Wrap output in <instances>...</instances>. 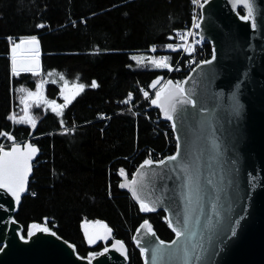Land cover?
Returning <instances> with one entry per match:
<instances>
[{
	"label": "trees",
	"instance_id": "1",
	"mask_svg": "<svg viewBox=\"0 0 264 264\" xmlns=\"http://www.w3.org/2000/svg\"><path fill=\"white\" fill-rule=\"evenodd\" d=\"M187 3L0 0V142L10 133L15 141L23 140L32 131L40 149L28 186L36 194L22 197L14 214L17 221L26 226L46 218L85 254L79 222L105 220L126 243L128 264H142L130 237L142 219L147 218L161 238L173 236L163 211L142 215L116 183L117 170L129 171L128 159L137 164L147 148L164 145L162 123L148 118L158 111L134 114L143 104L134 110L128 106L138 101L140 86L148 87L162 74L148 46L170 40L188 17ZM30 36L39 41V68L13 73L11 40ZM134 52L146 54V60L136 61ZM50 72L68 84L83 85L60 113L41 100L62 99L59 85L45 80Z\"/></svg>",
	"mask_w": 264,
	"mask_h": 264
},
{
	"label": "water",
	"instance_id": "2",
	"mask_svg": "<svg viewBox=\"0 0 264 264\" xmlns=\"http://www.w3.org/2000/svg\"><path fill=\"white\" fill-rule=\"evenodd\" d=\"M251 3L253 12L248 21L241 19L248 15L243 0H208L201 4L199 33L209 42L211 54L179 83L185 94L178 100L190 99L194 103L175 102L173 120L167 119L164 108L151 101L169 81L173 86L177 83L172 78L163 82V75L149 83L150 89L158 87L149 102L160 118L170 124L176 141L171 154L152 160H166L176 154L177 136L180 154L176 161L166 160L163 165L153 163L141 167L144 160L150 159L145 158L131 173L124 168L117 170L118 189L127 192L142 215L163 211L173 233L169 240L163 239L147 218L142 219L130 236L142 264H177L170 258L168 249L176 247L171 243L173 240L184 243L183 237H176L174 229L177 219L185 214L189 215L194 232H200L205 223L215 226L214 233L205 231L193 237L203 240L209 249L206 264H264V0H251ZM31 37H22L17 42ZM36 49L39 52V41L35 48L29 44L20 48L29 54L36 53ZM34 58L39 65L38 55L17 57L24 62H32ZM10 134L7 138L11 144L0 149L11 151L19 145L23 152L31 144L37 152L29 160L30 171L20 200L16 201L6 189H0V248H3L0 264H128L126 243L114 235L105 220L98 218H83L79 222L88 247L103 245L92 256L80 255L74 243L62 239L45 225L46 218L42 223L29 222L26 239L20 238L23 225L14 214L27 192L40 149L33 142L37 136L32 131L20 142ZM141 200L156 210L142 211ZM145 221L151 231L148 225L141 227ZM33 224L40 229L47 227L49 231L32 229ZM106 229L111 230L107 239L88 243V233L103 234ZM231 229H235V236ZM29 231L33 233L30 237ZM160 240L165 245H160L162 251L153 261V250ZM116 241H121L123 248L113 247Z\"/></svg>",
	"mask_w": 264,
	"mask_h": 264
},
{
	"label": "snow or ice",
	"instance_id": "3",
	"mask_svg": "<svg viewBox=\"0 0 264 264\" xmlns=\"http://www.w3.org/2000/svg\"><path fill=\"white\" fill-rule=\"evenodd\" d=\"M208 0H204V3H207ZM248 8V15L241 16V19L248 21L252 18L253 12V5L251 0H243ZM193 3H199V0H193ZM43 25H41L42 27ZM256 25L255 23L252 24L254 28ZM194 27L199 28L200 24L195 23ZM186 35H192L191 32H188ZM180 38L183 40L186 38L185 34H180ZM29 44L32 45L34 48L38 45V40L35 36L31 37L27 40H20L19 43H14L12 45V72L19 74L21 72H33L36 67H38V61L34 58L32 62H24L18 61L17 59V50L22 47V45ZM168 48H173L172 44L167 45ZM179 47V46H178ZM188 51H192L191 48H188ZM36 53L38 55V49H36ZM215 58V57H213ZM152 63L157 68H168L169 65L165 60H153ZM205 63H211V61H205ZM96 83L92 82V87H96ZM83 88V85L80 86ZM185 94V89L177 83L175 86L172 85V82L169 81L168 85L165 88H162L160 91L156 93V99L151 101L152 104H159L162 108H164V113L167 119L173 120L172 112L175 109V102L180 103H194V101L190 99H184L179 101V97H183ZM38 93H29V96H38ZM144 95L147 97L148 93L145 92ZM68 97L65 96V100ZM60 107H63L62 105ZM33 125L35 122L32 121ZM172 128L176 130V124H172ZM177 153L169 156L166 158L167 161H176L178 155L180 154V137L177 136ZM2 155H0V189H6L8 193H10L16 201H19L21 198V193L25 191V180L30 171L29 169V160L31 157L37 152V149L33 147L31 144L27 145L26 151H21L19 145H16L12 148L11 151H3ZM166 160L162 159L159 161H153L152 159L144 160L141 167L152 165L153 163L157 164H165ZM121 175H124V171L121 170ZM135 191V190H134ZM139 199V197H138ZM141 210L145 212H152L155 211V207H150L147 203L143 200L140 201ZM148 225V221L144 222V227ZM32 229L35 230H42L44 232H48L49 229L47 227L40 229V226L37 224H33L31 226ZM149 231H151V226L148 225ZM110 229H106L103 234L100 232H92L88 233V243L92 244L101 239H107L108 233H110ZM175 235L177 238H184V243L181 244L180 240H173L171 243L172 245L176 246L174 249H168L170 258L174 259L177 264H206V255L209 253V249L205 246L203 240H194L193 237L200 236L203 232H215V226L210 223H205L201 225L200 232H194L193 229L190 227V217L188 214H185L182 219H177L176 227L174 229ZM232 235H236L235 229H231ZM87 232V227H86ZM33 233L31 231L28 232V236L30 237ZM154 235V234H153ZM21 239H26L24 235H21ZM119 245L123 248V244L121 241H116V244L113 247ZM160 245H165V241L160 240L159 245L155 250H153V261L157 259V253H161ZM0 251H3V248H0ZM107 251V248H105ZM142 251H148V249H142ZM214 254V250L213 253Z\"/></svg>",
	"mask_w": 264,
	"mask_h": 264
},
{
	"label": "built area",
	"instance_id": "4",
	"mask_svg": "<svg viewBox=\"0 0 264 264\" xmlns=\"http://www.w3.org/2000/svg\"><path fill=\"white\" fill-rule=\"evenodd\" d=\"M203 2L204 0H199V3H193V0H188V17L179 27L174 29L170 40L161 45L152 43L148 46V51L156 55L157 61L165 60L169 65L168 68H158L162 72L163 82L168 78H172L175 83H180L190 70L198 63L206 60V57L210 56L211 50L209 48V42L200 36L199 28L194 27L195 23H199L200 8ZM188 32H191L192 35H186ZM180 34H185L186 38L182 40ZM7 40L9 41L10 38H7ZM169 44H172L173 48H168L167 45ZM188 48H191L192 51L189 52ZM157 88L158 87L150 89L149 86H140L138 89L140 96L138 101L136 100L134 103H129L128 109L134 110V108L139 107L141 104H143V106L134 111V114L138 112H148L154 109L149 101ZM145 92L148 93L147 97L144 95ZM131 99L132 97H130V101ZM145 115L148 117L146 113ZM148 118L153 124H157L158 122L162 123L160 128L164 134V145L161 149L147 148L145 158L160 159L165 155L171 154L175 150L176 141L173 131L170 129V124L162 120L159 113ZM6 139H8L7 136L0 142V147L7 148L11 144V142L6 143ZM20 141L23 140H18L17 142ZM128 160L130 166L128 172L131 173L137 164L132 162L131 158ZM26 194L34 196L36 194V189L34 187H28Z\"/></svg>",
	"mask_w": 264,
	"mask_h": 264
},
{
	"label": "rangeland",
	"instance_id": "5",
	"mask_svg": "<svg viewBox=\"0 0 264 264\" xmlns=\"http://www.w3.org/2000/svg\"><path fill=\"white\" fill-rule=\"evenodd\" d=\"M14 43H19L17 42V40H11L10 43V57L12 58V45ZM37 55V53H24L22 52L20 49L17 50V57H27L29 55ZM132 57L136 60V61H144L146 60V54L143 53H138V52H134L132 53ZM62 75L58 74V73H54V72H50L47 73V76L45 77L46 81H51V82H56L59 85V97H61V101L59 100H48L47 98H42L41 100H43L44 103V107L60 113L63 109V107L65 106L66 103H68V101L75 95V93L77 91H79L81 89V84H68V82L64 79H61ZM65 96L68 97L67 100H65ZM63 107H60V106ZM6 143L10 142L9 139H6L5 141Z\"/></svg>",
	"mask_w": 264,
	"mask_h": 264
},
{
	"label": "flooded vegetation",
	"instance_id": "6",
	"mask_svg": "<svg viewBox=\"0 0 264 264\" xmlns=\"http://www.w3.org/2000/svg\"><path fill=\"white\" fill-rule=\"evenodd\" d=\"M42 222H43V221H42ZM42 222H41V223H42ZM21 224H22V223H21ZM27 224H28V223H27ZM22 225H23V224H22ZM45 225L48 226L51 230H53V231H54L59 237H61L62 239L74 243L69 237H67V236H65L64 234L61 233L62 230L60 229V226H59V225H57V224H55V223L50 224V223L48 222L47 219H46V221H45ZM26 227H27V225H26V226L23 225V230H22L23 235H25ZM83 243H84V246L87 247L86 251H84L85 254H81V253L79 252L80 250L78 249V247H77L76 244H75L76 251H77L80 255H82V256H92V255L96 254V253L101 249V247L103 246L101 243H98V244L95 245L94 247H88V246L85 244L84 241H83ZM81 249H82V248H81Z\"/></svg>",
	"mask_w": 264,
	"mask_h": 264
},
{
	"label": "crops",
	"instance_id": "7",
	"mask_svg": "<svg viewBox=\"0 0 264 264\" xmlns=\"http://www.w3.org/2000/svg\"><path fill=\"white\" fill-rule=\"evenodd\" d=\"M79 91H80V90H79ZM79 91H77V92L75 93V95H76ZM73 97H74V96H73ZM73 97H72V98H73ZM72 98H71V99H72ZM71 99L68 101V103L71 101ZM68 103H66L65 106H66ZM65 106H64V107H65ZM64 107H63V108H64Z\"/></svg>",
	"mask_w": 264,
	"mask_h": 264
},
{
	"label": "bare ground",
	"instance_id": "8",
	"mask_svg": "<svg viewBox=\"0 0 264 264\" xmlns=\"http://www.w3.org/2000/svg\"><path fill=\"white\" fill-rule=\"evenodd\" d=\"M200 14H201V11H200ZM8 41V40H7ZM208 57H206V59H207Z\"/></svg>",
	"mask_w": 264,
	"mask_h": 264
},
{
	"label": "clouds",
	"instance_id": "9",
	"mask_svg": "<svg viewBox=\"0 0 264 264\" xmlns=\"http://www.w3.org/2000/svg\"><path fill=\"white\" fill-rule=\"evenodd\" d=\"M162 75V74H161Z\"/></svg>",
	"mask_w": 264,
	"mask_h": 264
}]
</instances>
